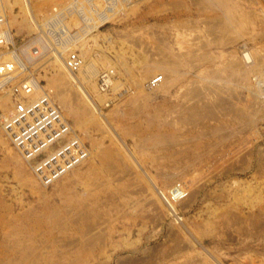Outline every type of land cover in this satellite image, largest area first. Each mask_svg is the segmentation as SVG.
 Here are the masks:
<instances>
[{"label":"rangeland","instance_id":"obj_1","mask_svg":"<svg viewBox=\"0 0 264 264\" xmlns=\"http://www.w3.org/2000/svg\"><path fill=\"white\" fill-rule=\"evenodd\" d=\"M26 1L31 14L5 6L16 85L30 75L34 100L53 101L54 55L86 48L96 109L67 81L85 152L51 184L0 129V264H264V0H117L111 18L102 0ZM51 17L71 35L59 48ZM107 71L114 91L98 85ZM173 188L184 196L169 213Z\"/></svg>","mask_w":264,"mask_h":264},{"label":"built area","instance_id":"obj_2","mask_svg":"<svg viewBox=\"0 0 264 264\" xmlns=\"http://www.w3.org/2000/svg\"><path fill=\"white\" fill-rule=\"evenodd\" d=\"M4 19L5 17L0 8V51H3L4 55L9 52V56H11L10 51L16 53V48L3 37L5 30L10 33L8 26L5 23L3 24ZM9 46L12 48H9ZM33 50L35 51V48ZM3 54L0 53V57H3ZM63 62L69 71L74 72L80 66L81 59L73 51L69 52ZM13 65H16V60H0V68L2 70H5L7 66L11 67ZM5 77L9 83L8 87L11 88L10 93L14 97L15 104L12 112L0 118L3 130L5 132L9 130L11 143L21 152L22 157L28 161L33 174L42 182L51 184L65 170L81 159L82 148L79 146L78 140L72 136L74 131L70 132L67 129L69 124L65 119L61 118L58 107L48 102L45 96H40L35 101L28 103L25 97H21L22 102L18 101V99L16 100V96L17 98L20 96L19 88L22 87L25 93L31 92V83L26 81L33 78L32 76L29 78L25 76V79L20 80L17 85L15 83L16 75L7 72ZM159 79V75L153 77L150 84L157 83ZM100 88L103 87L100 85ZM66 135H69V137L67 138ZM61 136L62 138H60ZM47 146L50 148L49 152L44 151ZM41 156L42 158L38 159ZM174 189H172L173 192L169 196L170 202L175 201L177 197L179 199L184 196L181 193L178 194L179 191Z\"/></svg>","mask_w":264,"mask_h":264},{"label":"bare ground","instance_id":"obj_3","mask_svg":"<svg viewBox=\"0 0 264 264\" xmlns=\"http://www.w3.org/2000/svg\"><path fill=\"white\" fill-rule=\"evenodd\" d=\"M4 1V2H3ZM93 1V0H92ZM95 1V0H94ZM99 1V0H97ZM3 2V7H2V3H1V0H0V8L3 12V15L5 17L4 19V23H6L5 21L6 20V9H5V6L6 4L10 3H14V4H19L20 5V8L21 10L23 11V13L25 14H31V10H30V7H29V4L27 3L26 0H12V1H9V0H2ZM102 2L104 4H106V7H105V11L108 12L110 18H111V15H113L115 9H118L120 3L117 1V0H102ZM94 3V2H93ZM100 3V2H99ZM96 4L98 5V2H96ZM5 11V12H4ZM24 15V14H23ZM8 23V22H7ZM47 26H58V27H61L62 31H63V38L61 39L60 43L57 45V47L59 48L60 46L64 45L67 40L69 39V37H71V35L68 33L69 31L66 30L67 28L65 27V25H63L59 20H57L56 17H51L50 21L47 22ZM6 25V24H5ZM36 27V26H35ZM38 27V26H37ZM69 28V27H68ZM6 30H5V34H6ZM10 34V33H8ZM54 36L56 37H59V33H58V30H55L54 31ZM4 37V35H3ZM7 36H5V40L6 41H10V40H7L6 38ZM36 40V41H35ZM33 41V44H38L40 47H38V50L39 51H44L46 49L45 45L41 43L40 39L37 37ZM40 42H39V41ZM38 41V43H37ZM81 42V41H80ZM80 42H76L75 44H72L74 45L73 46V50H75L78 45L77 43H80ZM83 44L79 45V46H82ZM40 48V49H39ZM67 48V47H66ZM77 50V49H76ZM62 51V50H61ZM65 53V51H62ZM86 48L83 50L82 52V56L80 57L81 59V64L80 66L76 69V71L74 72H69V69L65 66L64 64V60L62 59V57H58L56 55H54V58L52 60V62H50L52 64V68L54 69V72L50 75V77L47 78V85H49V87L52 89V99L53 101L50 99L49 95L46 93H43V95H40V96H45L46 99L48 100V102H51L52 104H54L53 102L56 101V105H58L59 107V111L61 110L63 113L61 115V118L65 119L67 117H64V116H68L72 119H74L75 122H77V125L76 126H81L82 125V121L84 120V117L85 115V112L82 110V107H81V104H79V102L74 98V96H76L74 93H70V91L66 92L64 91L63 87L67 88V89H70V84H71V87L79 94V96H81V98L83 99L84 103H86V105H88L89 107L93 108V109H96L94 104H93V98L92 96L90 95L89 91L91 92H94L96 93L97 91L95 90V79L97 77V74H98V67H96V65L92 62V61H88L86 60V58L84 57V54H86ZM12 53V52H11ZM28 53V52H27ZM25 52V50L23 51V54L24 56H26V58H30L31 59V55L27 54ZM21 55V56H22ZM61 56V55H60ZM6 57V56H5ZM13 60H16V65H13L11 66L10 68L7 66L5 70H2L0 69V76L3 77V79L1 80H5L6 82H1V84H6L8 83L7 80H6V75H7V72H11L12 75H16L17 77V73L19 72V70L17 71V66L19 65V68H20V63L17 64V59H16V56L13 54V56H11ZM84 58V59H83ZM4 60L6 61H9L10 58H5ZM242 60L244 62H247L248 60H250V55L249 53H246V52H243L242 53ZM14 63V62H13ZM30 63V61H29ZM9 68V69H8ZM156 68L154 65H146V68H144V72L141 73V75L143 77H146L148 74H150L151 72H153L152 70ZM160 69V68H159ZM105 73V74H103ZM100 77H99V83H101V87H103V89L106 88V86L110 85L111 86V89L114 91L115 89H117V85L115 83H113L111 81V79L109 78V73L111 74V72H103ZM161 75L162 74H165L167 73L165 70H162L161 72ZM158 75V74H157ZM155 75V76H157ZM160 75V74H159ZM48 76V75H47ZM153 76V77H155ZM30 75H27L26 78H29ZM152 77V78H153ZM151 78V79H152ZM143 79V78H142ZM30 79H28V81H26L27 83L30 82V86L32 87L31 89V92L30 93H25L23 90L20 92V96L18 98H16V100L18 99V101H23L21 99V97H25L27 100V103L28 102H33L35 101L34 98L38 95V90H39V84L37 83H33V81H29ZM139 80V79H138ZM138 80H136L138 82ZM160 80H162L161 84L162 85V90L163 91H168V88H169V85H168V82L170 81L169 79H162V77L160 78ZM70 82L69 86L67 85L68 82ZM83 81H85V84L83 83ZM258 85L261 84V81L258 80ZM98 83V85H99ZM81 84V85H80ZM159 84V83H158ZM158 84H154L158 86ZM148 85V84H147ZM159 85V86H160ZM21 87V86H20ZM48 87V86H47ZM155 88V87H154ZM100 89V88H98ZM102 89V90H103ZM4 90V89H3ZM2 91V90H1ZM42 91V90H41ZM40 92V90H39ZM72 92V91H71ZM10 93V92H9ZM41 93V92H40ZM77 94V95H78ZM39 96V97H40ZM37 99V98H36ZM31 100V101H30ZM15 104V100L12 99V96H11V93L10 94H3L0 96V109L2 110V112H6L11 110V108L14 106ZM12 112V111H11ZM95 112V110H94ZM97 112V111H96ZM99 114V113H98ZM2 118V117H1ZM83 127H85L83 125ZM0 129L1 131L4 133V135L6 136V138L8 139V141L10 142V136H9V130L8 131H4L3 130V127H2V124L0 123ZM67 129L71 132H73V128H70V126L68 125L67 126ZM83 129V128H82ZM67 134V133H66ZM72 136L74 138H76L79 142V146L82 148V140L77 137V135H75V132L74 134H72ZM66 137L68 138L69 135H66ZM62 138V136L60 137ZM115 139V138H114ZM10 144L13 146V148L18 151V149L10 142ZM84 148V147H83ZM81 150V152H85V149ZM49 146L46 147V149H44L45 152H49ZM20 152V151H18ZM21 153V152H20ZM90 154V153H89ZM88 156V155H86ZM82 157H84V155H82ZM84 160V159H83ZM80 162V160H79ZM82 162V161H81ZM80 162V163H81ZM79 165V164H78ZM72 167V166H71ZM91 169V168H90ZM65 172V171H64ZM63 172V173H64ZM174 190H177L179 191L178 194H180V189L179 188H175ZM95 191V190H94ZM171 192H173V190H169V192H167L165 195H163V200L165 201L166 205L168 206V210H169V213H174L175 209H174V205L179 202V200L182 198L180 197L178 199L175 198V201H171L169 200V196L171 195ZM178 196V195H177ZM182 196V195H181Z\"/></svg>","mask_w":264,"mask_h":264}]
</instances>
